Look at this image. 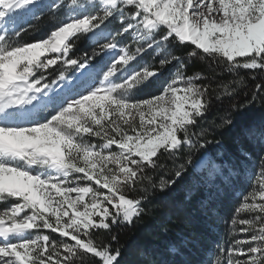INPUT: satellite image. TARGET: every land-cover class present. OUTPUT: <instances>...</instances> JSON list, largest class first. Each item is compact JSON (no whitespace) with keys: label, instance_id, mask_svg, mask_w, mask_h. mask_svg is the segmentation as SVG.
I'll list each match as a JSON object with an SVG mask.
<instances>
[{"label":"snow or ice","instance_id":"6c2138e0","mask_svg":"<svg viewBox=\"0 0 264 264\" xmlns=\"http://www.w3.org/2000/svg\"><path fill=\"white\" fill-rule=\"evenodd\" d=\"M46 17L49 30L23 40ZM82 39L91 48L77 52ZM173 44L209 59V83L186 74ZM241 70L264 73V0H0V264H121L113 229L132 226L155 192L196 167L193 152L211 142L199 122L213 98L236 95ZM258 98L264 82L231 112ZM245 135L264 145V127ZM165 154L170 169L158 162ZM260 161L258 187L231 220L247 238L219 249L226 264H264V153Z\"/></svg>","mask_w":264,"mask_h":264},{"label":"trees","instance_id":"16d2710c","mask_svg":"<svg viewBox=\"0 0 264 264\" xmlns=\"http://www.w3.org/2000/svg\"><path fill=\"white\" fill-rule=\"evenodd\" d=\"M44 20L39 21L37 29L25 35L23 40L32 42L46 33L51 25ZM192 47L190 44H173L169 50L185 62L187 75L202 72L209 79L197 82L209 83L212 77V72L209 71L210 61L199 55L189 57L187 53ZM90 48L91 42L87 39L77 42V52ZM174 71V68L171 69V72ZM165 75L170 76V73ZM239 76L244 78V84L234 86L237 88L236 95L222 101L213 98L207 115L200 120L196 129L205 130V139L211 142L204 149L193 152V160L197 163L204 159L216 164L215 174L208 178L207 171H197L195 167H190L184 180L178 181L168 190L157 191L150 197L145 204V214L132 226L115 227L113 234L118 236V244H114V247L118 246L122 250L121 264H151L152 261L155 264H206L210 260L214 264L215 258L222 259L224 253L221 254L219 249L225 248L235 237L228 234L233 227L231 220L236 215L235 208L243 201L245 194L258 187L250 182V178L258 171L260 156L264 153V145L255 137L249 139L245 135L253 128L259 130L264 127V103L258 98L245 111L231 112L232 105L251 99L255 84L264 82V73L257 70L255 80L245 70H241ZM223 79L230 80L232 77L225 74ZM215 82L212 81L213 84ZM154 91L155 87H151L139 95L144 96ZM229 114L233 124L230 127H217L221 118ZM242 151L248 153L246 158L241 156ZM158 162L171 168V158L166 154ZM194 174L197 177L195 188ZM153 175L159 178L156 173ZM239 218L249 216L242 213ZM97 238L108 240L110 235L101 232L97 234ZM181 241L182 254L171 255L169 248L180 245ZM141 251L145 256H141Z\"/></svg>","mask_w":264,"mask_h":264},{"label":"rangeland","instance_id":"374dc122","mask_svg":"<svg viewBox=\"0 0 264 264\" xmlns=\"http://www.w3.org/2000/svg\"><path fill=\"white\" fill-rule=\"evenodd\" d=\"M47 24H52V23H54L55 21L52 19V18H50V17H46L45 18V20H44ZM43 21V22H44ZM45 34V33H44ZM44 34H41V35H39V36H42V35H44ZM213 163H210L208 160H200V161H198L197 163H196V170L197 171H207V174L208 175H206L208 178H210L209 176L210 175H212V174H215V170L216 169H213L212 167H211V165H212ZM241 226L240 225H237L236 226V229H235V232H233V227L229 230V233L228 234H230V235H233V236H235V238H237V239H245V237H244V234L243 233H240L239 232V228H240ZM233 239V238H232ZM231 239V240H232ZM228 247V245L225 247V248H227ZM226 256H227V253L225 252L224 253V255H223V257H222V259H220L221 261H222V264H226Z\"/></svg>","mask_w":264,"mask_h":264}]
</instances>
